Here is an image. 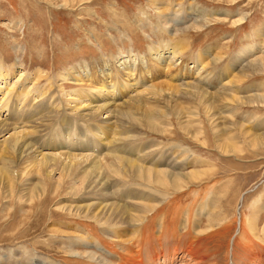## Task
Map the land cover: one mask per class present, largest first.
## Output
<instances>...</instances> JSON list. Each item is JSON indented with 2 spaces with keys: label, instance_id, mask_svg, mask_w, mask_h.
Masks as SVG:
<instances>
[{
  "label": "rangeland",
  "instance_id": "1",
  "mask_svg": "<svg viewBox=\"0 0 264 264\" xmlns=\"http://www.w3.org/2000/svg\"><path fill=\"white\" fill-rule=\"evenodd\" d=\"M126 58L140 80L118 97L107 128L113 144L100 129L108 113L82 120L88 110H73L102 81L117 87ZM82 67L95 77L68 75ZM108 68L113 78L100 75ZM2 69L11 71L0 98L11 94L0 120L12 122L16 109V127L35 128L37 159L66 150L117 166L109 157L124 148L157 173L86 172L81 157L68 167L22 159L8 182L0 157V264H149L177 247L169 264H179L189 245L203 264H264V0H0ZM48 92L54 98L42 103L59 112L32 111L28 103ZM31 116L32 127L24 124ZM165 168L171 177L158 174ZM114 200L127 209L138 201L140 218L95 210Z\"/></svg>",
  "mask_w": 264,
  "mask_h": 264
},
{
  "label": "bare ground",
  "instance_id": "2",
  "mask_svg": "<svg viewBox=\"0 0 264 264\" xmlns=\"http://www.w3.org/2000/svg\"><path fill=\"white\" fill-rule=\"evenodd\" d=\"M175 50V49H174ZM177 50V49H176ZM152 52V51H151ZM163 55H161V53H158V55H156L155 56V59L156 60H158V61H160V60H164L165 59V57L163 58L162 57ZM124 63V64H123ZM122 65H124V67H123V69L122 70H124L125 72H122L121 71V69H120V73L122 74V75H119V74H117L116 76H115V79H117V87L119 86V79L120 80H124V83H123V85L124 86H122L123 88H124V90H123V92L121 91V89L119 88H117L116 87V84L115 83H113L111 86L110 85H107L106 83L108 82V80H105V81H102L103 83L102 84H100V85H98V86H96L95 88H96V90H97V93H95V96H93V98H90V100L89 101H91V102H89V104H85L86 106H84V105H80V106H77L76 104H75V106H77L73 111H75L76 113L80 110H88V112L87 113H84V112H79V115L78 116H80L81 118L80 119H84V118H86V117H88V116H92V119H94L95 117H93V116H95V115H97L98 116V114H102V113H108V115L106 116V118H105V120H103V128H100L101 130H102V133L103 134H106L107 135V137H106V141L107 142H109V143H113L114 141H112L111 139V137H110V135H111V133H109L108 132V129L110 130V129H112L113 128V126L111 125V123H110V116L111 115H113V112L115 111V109H116V107H118V105L119 104H117V101H118V97H119V95H123V93L125 92V90L126 89H130L131 87H136L138 84H139V80H140V78H139V73L137 74V75H135L136 74V72H133L134 70H136L137 71V68H138V66H137V64H135L134 65V68H132V66L130 65V64H128V60H127V58L126 59H124L123 60V62H122ZM147 66V67H146ZM93 67H96V66H93ZM144 68H145V73H147L148 75H149V73L150 72H152V69H150L149 67H148V65L146 64V65H144ZM148 68V69H147ZM80 69H83V72H81V70ZM80 69H76V70H74V72H69L68 73V75H70V76H72V78H74V79H76L77 81H79L80 83H82V81H84V80H82V79H79V78H77L78 76H80L81 78L84 76V77H87V78H90V77H95V74H96V71H93V69L91 68V75H89L88 74V72H87V70L86 69H84L83 67L82 68H80ZM119 69H118V72H119ZM11 70L10 69H7V70H5V69H2V70H0V79H2L3 80V83H4V81L6 82V79H7V77H8V73L10 72ZM106 71H108V73H106ZM110 71V69L108 68V69H105V70H103L101 73H100V75H105L106 77H110V78H113V77H111V76H113V75H111L112 73L111 72H109ZM128 74L129 75V77H131V79L130 80H126V79H124V77H123V74ZM111 75V76H110ZM126 77V76H125ZM40 79H41V77H39V78H37V81L38 82H40ZM65 79L67 80V78L66 77H63V80L65 81ZM107 81V82H106ZM112 81V80H111ZM132 81H134V82H132ZM36 82V81H35ZM52 82V81H51ZM106 82V83H105ZM1 83H0V87H1ZM60 85V84H59ZM185 85V84H184ZM188 85V84H187ZM58 86V85H57ZM31 87V86H30ZM111 87V88H110ZM159 87V86H158ZM157 87V88H158ZM116 88L118 89V90H116ZM187 88V87H186ZM11 89H13V88H11ZM134 89V91L137 89V88H133ZM155 89V88H154ZM54 90V89H53ZM159 90V89H158ZM113 92V91H115V93H114V99L113 98H109V95L111 94L110 92ZM44 92H46V91H44ZM52 92V91H51ZM146 92V91H145ZM29 93H31V90L29 89V91H26L24 94H25V98L26 97H28V95H29ZM11 94V91H8L6 94H3L4 96L3 97H1L0 99L2 100V104L0 105V109H2V108H7V101L6 100H8V99H6V98H8L7 96L8 95H10ZM24 94H23V96H24ZM55 94H56V92H55ZM42 95V97L41 98H38L39 96H40V93H39V96L35 99V101L33 102V103H31V102H29L28 104H29V106L31 107V108H33V110L32 111H40L41 109L43 110V111H45V112H48V111H50V109H51V107H52V102L51 103H47V104H44V103H42V102H44V101H46V100H50V98L52 99V98H54V97H52V95L53 94H49V92H48V96H43V94H41ZM30 97V96H29ZM48 97H50L49 99H48ZM75 97V96H74ZM90 97V94L89 93H87V96L86 97H84V98H89ZM235 97V96H234ZM77 98V97H76ZM108 99V100H107ZM110 99V100H109ZM245 99V98H244ZM27 100V98L25 99V101ZM42 100H44V101H42ZM69 100H75V98H72V96L69 98ZM10 101V100H9ZM8 101V102H9ZM24 101V102H25ZM41 101V103H39ZM138 101V100H137ZM39 103V104H36V103ZM35 103V104H34ZM56 103V102H55ZM93 103H95V105L93 106L92 104ZM80 104V103H79ZM39 105H41V106H39ZM61 105V104H60ZM65 106V105H64ZM74 106V107H75ZM35 107V108H34ZM62 107H63V105H62ZM61 107V108H62ZM134 107V106H133ZM88 108V109H87ZM63 109V108H62ZM66 109V108H65ZM117 110V109H116ZM122 110V109H121ZM54 111H58L57 110V108L56 107H54L53 106V108H52V110L49 112V113H51L52 112V115H53V113H54ZM64 111V110H63ZM26 113H28L27 111H25ZM59 112V111H58ZM116 112V111H115ZM14 113H15V115H14V117H11L10 119H11V121L12 122H10L9 120H4V121H2V120H0V137L5 133V132H9V130H13V132L8 136V137H6V138H4V139H1L0 138V157H3L4 158V161H6V163L4 164V166L3 167H1V174H2V178H3V180H5V181H8V182H11V181H9V179L11 178L12 180H13V174H16V173H14V172H16L15 170V168L17 167V165H19L20 163H21V160L22 159H24V160H26V161H28L29 163H28V165H35V164H37V165H40V166H42V164H48L50 161L51 162H53V163H55V164H57V163H61L62 161V163H64V166H70V164H75L74 166H76V164L78 163H76V160H77V157H81V159H82V161L79 163V165L81 166V168H83L84 167V171H88V170H91V171H96V172H101L102 171V169L104 168V167H107V169L108 168H112V167H114L113 168V170L115 169V168H123V170L126 172V173H128V172H132V173H135L137 176H139V177H143V175H147V176H149V175H152L153 173H157V171L156 170H153L152 168H147V167H145L144 165L146 164H144V163H142L143 161V159L142 158H139V157H135V156H132L133 155V153L130 151V152H127L124 148H122V150L120 151V153H118V155H117V153H116V155H114L113 153H111L110 151V153H107L105 156H109V155H112V157H109V159H111V158H113V161H115L116 159H118L119 160V162L117 163V164H119V165H117L116 166V164H115V162H110V160H106V162H105V157L103 158H98V157H94V156H91V155H87L86 153L84 154H80V153H70V152H65V151H63V152H60L59 154H60V156H56V154L55 153H42V157L40 158V159H37L38 157L36 156V153L35 152H37L36 150H35V148H34V143H32L31 142V139H30V134H33L32 132H33V130L35 129V128H33V129H31L30 131L27 129H24L23 127H20L21 129L19 130V128H17L16 127V123H13V121L15 122L16 120H17V118H16V116L17 115H19V113H17L16 112V109L14 110ZM56 113V112H55ZM62 114H63V112H61ZM120 113H121V111H120ZM38 114V113H37ZM45 114V113H44ZM48 114V113H47ZM41 115V114H40ZM43 115V114H42ZM41 115V116H42ZM49 116L51 115V114H48ZM44 116V115H43ZM63 116V115H62ZM69 116V115H68ZM77 116V117H78ZM100 117V116H99ZM48 118V117H47ZM32 119V120H31ZM31 119L27 122H24V124L25 123H27V124H30V126L32 127L33 125H35L36 124V122H35V119L33 118V116H31ZM44 119V118H43ZM82 119V120H83ZM99 119V118H98ZM44 120H48V119H44ZM61 121V120H60ZM76 122H78V121H76ZM75 122V123H76ZM92 122V121H91ZM23 123V122H22ZM42 123V122H41ZM46 123V122H45ZM84 123V122H83ZM98 123V122H97ZM18 124V123H17ZM20 124V123H19ZM38 124V123H37ZM60 124V123H59ZM81 124V123H80ZM90 124V123H89ZM45 125H47V124H45ZM92 125V124H91ZM95 125V124H94ZM23 126V125H22ZM30 126H29V128H30ZM38 126V125H37ZM35 127V126H34ZM41 127V126H40ZM65 127V126H64ZM108 128V129H107ZM38 129V128H37ZM45 129H47V128H45ZM44 129V130H45ZM91 129H92V127H91ZM41 130V129H40ZM69 130H70V128H69ZM114 130V129H113ZM38 131H39V129H38ZM94 131V130H93ZM109 133H107V132ZM111 131V130H110ZM115 131V130H114ZM117 131V130H116ZM36 132H37V130H36ZM35 132V133H36ZM47 132V131H46ZM89 132H91L90 130H89ZM34 133V134H35ZM39 133V132H38ZM37 133V134H38ZM44 133V132H43ZM52 133V132H51ZM113 133V132H112ZM6 134V133H5ZM67 134H69V132H67ZM115 134V133H114ZM41 135V134H40ZM44 135V134H43ZM71 135V134H70ZM94 135H96V136H98L97 135V132H96V134H94ZM116 135V134H115ZM38 136V135H37ZM86 136H88V135H86ZM36 137V136H35ZM65 137V136H64ZM67 137V136H66ZM105 137V136H104ZM39 138V137H38ZM117 138V137H116ZM33 139V138H32ZM77 139V138H76ZM98 139L101 141L102 140V138H101V136H99L98 137ZM114 139V138H113ZM121 139V138H120ZM123 139V138H122ZM35 140V139H34ZM33 140V141H34ZM119 140V139H118ZM105 141V140H104ZM120 141V140H119ZM53 142V141H52ZM68 142V141H67ZM123 142V141H122ZM79 143V142H78ZM101 143H102V141H101ZM105 143V142H104ZM114 144V143H113ZM105 145V144H104ZM131 145V144H130ZM106 146V145H105ZM114 146V145H113ZM112 146V147H113ZM141 146V145H140ZM116 147V146H115ZM118 147V146H117ZM121 147V146H120ZM99 149V148H98ZM118 150H120V149H118ZM60 151V150H59ZM108 151V150H107ZM113 151V150H112ZM40 152V151H39ZM54 152V151H53ZM128 153V154H127ZM39 154V153H38ZM53 154V155H52ZM58 154V153H57ZM120 154V155H119ZM122 154V155H121ZM98 155V154H97ZM61 156L62 157H64V159L62 160L61 159ZM29 158V159H28ZM69 159H70V161L72 162V159H75V160H73V163H71V162H69V164H68V161H69ZM81 159H79V160H81ZM66 160H68L67 162H65ZM25 161V162H26ZM75 161V162H74ZM84 163L86 164V163H88L87 164V166L86 165H84ZM58 165V164H57ZM20 166V165H19ZM79 166V167H80ZM30 167H32V166H30ZM79 167H77V168H79ZM77 168H76V170H77ZM86 168V169H85ZM74 170H75V167L73 168ZM98 170H100V171H98ZM168 170L169 169H166L165 168V170H161V171H158L159 173L158 174H160L161 176H163V175H169L170 177H171V175H172V173L173 172H171V170H169L170 172H168ZM115 171V170H114ZM124 172V173H125ZM73 173V172H72ZM120 173V172H119ZM118 173V174H119ZM96 174V173H95ZM101 174V173H100ZM134 174V176H136ZM106 175H107V173H106ZM113 175V174H112ZM133 175V174H132ZM183 175V173L182 172H177V173H175V177H181ZM101 176H103V175H101ZM100 176V177H101ZM108 176V175H107ZM106 176V177H107ZM101 178H103V177H101ZM182 178V177H181ZM95 180H96V178H95ZM112 180H110L109 181V179L107 180V178L106 179H104L103 180V183H100L101 185H103V187H104V189H105V191L110 187L109 186V184H110V182H111ZM171 182L173 181L172 180V178H171V180H170ZM14 184V183H13ZM100 185V186H101ZM91 189V188H90ZM87 191V190H86ZM110 191V190H109ZM114 192V191H113ZM134 193V192H133ZM102 194V193H101ZM125 194V193H124ZM135 194V193H134ZM107 195V194H106ZM122 195H123V193H122ZM121 195V196H122ZM116 196V195H115ZM129 196H130V194H129ZM132 197V196H131ZM125 198V197H124ZM123 198V199H124ZM136 199H137V197H136ZM122 200V199H121ZM135 200V199H134ZM131 202V201H130ZM143 202V201H142ZM102 203H104V202H102ZM131 203H133V204H131V206H128L129 207V209H127V202H124L123 201V204H121V202H118V201H116V200H114V202H108V203H104V204H98L97 206H95V210L98 208V209H100V210H102V211H106V214L109 212V214L110 215H115L116 217H119V219L120 220H122V221H124L125 222V220H129V221H131V220H134V219H136V218H140V216L137 214V213H135V211L137 212V211H141L142 210V205L137 201V202H131ZM84 205V204H83ZM90 206V205H89ZM88 206V204H87V207L86 206H82V205H80L77 209H79V208H82L83 210H86V211H88L89 210V207ZM85 208V209H84ZM126 209L127 210H131L130 212L132 213V214H129V212H126ZM80 210V209H79ZM101 211V212H102ZM98 212V211H97ZM96 212V213H97ZM103 214V213H102ZM127 214H129V215H127ZM114 216V218H116ZM110 217V216H109ZM191 219V218H190ZM193 220V219H192ZM191 221V220H190ZM120 222V221H119ZM124 222H121V223H124ZM128 223H130V222H128ZM118 224V223H117ZM130 225V224H129ZM190 226H192V225H195V224H189ZM118 226V225H117ZM122 226V225H121ZM124 226V225H123ZM162 226V225H161ZM188 226V225H187ZM118 227H120V226H118ZM195 227V226H194ZM122 228V227H121ZM140 228V227H139ZM198 228V227H197ZM194 237V239H195V235H193ZM199 236V235H198ZM192 237V236H191ZM125 241V240H124ZM195 243V242H194ZM197 248V247H196ZM196 248H194L193 246H191V245H189L188 247H187V249L186 248H183L182 249V253H183V257H181V258H184V259H182V260H180L179 261V264H201L202 262L200 261V259L197 257V255H198V253H199V250L198 251H196ZM177 250H179V248L177 247L172 253H170V254H168V255H166L164 258H159L158 256H156V255H158V254H154V255H152V256H155V257H153V258H150L149 260H148V263L149 264H169V263H171V262H173L174 261V259L175 258H177V257H179L178 256V251ZM180 258V259H181ZM201 258V257H200ZM206 260V259H205ZM256 260V259H255ZM132 261H134V260H132ZM136 261V263H134V264H140V263H138L137 262V260H135ZM204 262V261H203ZM209 263H210V261H209ZM233 264H235L234 262H232ZM203 264V263H202ZM237 264V263H236ZM255 264H257V263H255Z\"/></svg>",
  "mask_w": 264,
  "mask_h": 264
}]
</instances>
